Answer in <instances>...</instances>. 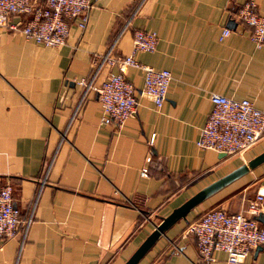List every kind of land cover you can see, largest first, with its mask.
Listing matches in <instances>:
<instances>
[{
  "label": "crops",
  "instance_id": "0c3cea01",
  "mask_svg": "<svg viewBox=\"0 0 264 264\" xmlns=\"http://www.w3.org/2000/svg\"><path fill=\"white\" fill-rule=\"evenodd\" d=\"M244 1L91 0L84 27L68 20L56 47L0 27V183H10L20 217L31 214L24 232L0 238V264H122L161 217L264 151V135L233 154L195 144L210 93L246 98L264 111V47H254L233 16ZM252 1L264 15V0ZM223 27L229 32L218 39ZM133 28L156 34L154 49L134 59L170 78L156 108L141 91L142 71L128 66L136 104L116 127L100 121L95 90L79 80L113 39L112 52L127 54ZM260 186L264 158L174 219L134 264H264L260 245L237 263L222 250L201 259L184 232L209 208L244 210Z\"/></svg>",
  "mask_w": 264,
  "mask_h": 264
},
{
  "label": "built area",
  "instance_id": "2783aa9c",
  "mask_svg": "<svg viewBox=\"0 0 264 264\" xmlns=\"http://www.w3.org/2000/svg\"><path fill=\"white\" fill-rule=\"evenodd\" d=\"M90 6L91 0H0V27L17 31L44 46L56 47L64 42L68 20L76 19L77 26L84 27ZM13 15L19 16L17 20H10ZM233 16L249 28L248 38L253 46L264 47V15L256 12L255 3L244 1ZM228 32L229 29L223 27L218 39ZM114 42L115 39L110 41L103 53L92 55L91 74L80 79L79 83L95 90L101 110L100 121L110 120L120 127L134 113L136 104L133 86L125 78L124 70L135 66L142 71L141 91L156 108L164 100L170 74L165 68L140 64L133 57L134 52L154 49L156 34L153 30L133 28L127 54H114ZM102 66L108 69L97 86H93L92 79ZM110 67L115 70H109ZM209 100L210 110L195 139L199 148L224 154L239 153L264 135V111L254 107L246 98L210 93ZM146 141L151 144L153 134ZM139 174L146 176L145 166L140 168ZM263 205L264 186H260L247 200L244 210L226 212L221 208H209L187 223L184 232L193 236L201 259H208L212 250H222L226 262H240L253 247L260 245L264 248V223L255 218ZM30 219V213L23 219L20 217L12 202L10 183H0V238L13 236L18 228L24 232Z\"/></svg>",
  "mask_w": 264,
  "mask_h": 264
},
{
  "label": "water",
  "instance_id": "95a60500",
  "mask_svg": "<svg viewBox=\"0 0 264 264\" xmlns=\"http://www.w3.org/2000/svg\"><path fill=\"white\" fill-rule=\"evenodd\" d=\"M263 158L264 151L255 156L254 158L248 160L246 163L234 168L230 172L205 185L197 192L192 194L190 197H188L186 200H184L181 204L173 208L166 216L161 217L160 221L153 226L151 232L146 235V237L138 244V246L133 250V252L122 264H134L138 260V258L144 253V251L149 247V245L153 242V240L160 234V232H162L163 229L168 226L174 219H176L177 217H182L187 209L196 204L209 192L216 189L225 182L229 181L230 179L234 178L235 176L239 175L248 167H251L253 164ZM255 218L259 222L264 223V212L257 213L255 215Z\"/></svg>",
  "mask_w": 264,
  "mask_h": 264
}]
</instances>
